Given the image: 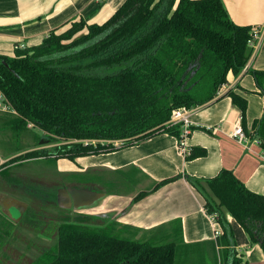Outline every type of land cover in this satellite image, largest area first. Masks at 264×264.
<instances>
[{"label":"trees","instance_id":"trees-1","mask_svg":"<svg viewBox=\"0 0 264 264\" xmlns=\"http://www.w3.org/2000/svg\"><path fill=\"white\" fill-rule=\"evenodd\" d=\"M252 40V27L233 23L222 0H124L101 23L71 20L38 45L0 54V92L15 112L0 111L3 127L13 135L31 124L50 140L64 142L6 164L46 153L73 161L162 133L179 143L181 126L170 122L172 112L216 100L228 72L237 76L247 64ZM249 72L264 95V71ZM223 95L238 105L243 118L246 100L230 90ZM251 134L264 151V113ZM205 154L190 147L184 157ZM184 177L221 227L214 240L185 243L180 221L136 237L138 228L79 213L62 219L55 247L30 264H241L225 213L264 253V195L227 169L211 178Z\"/></svg>","mask_w":264,"mask_h":264},{"label":"crops","instance_id":"crops-1","mask_svg":"<svg viewBox=\"0 0 264 264\" xmlns=\"http://www.w3.org/2000/svg\"><path fill=\"white\" fill-rule=\"evenodd\" d=\"M123 1L0 0V54L11 56L16 46L38 45L51 30H63L71 20L84 18L88 23H101ZM222 3L233 23L256 28L260 36L255 39L242 71L237 76L228 72L219 97L188 110L191 132L183 144L188 148H203L206 154L186 160L176 138L162 133L114 151L64 160L57 169L73 176L79 186V199L84 200L77 202L76 209L81 214L138 228L141 231L136 237L141 233L151 235V229L180 221L185 243L205 242L214 240L215 231L221 232V227L206 213L204 198L185 175L211 178L221 169L231 170L249 190L264 195V151L257 137L251 134L254 121L264 113V95L249 72L264 71V0H222ZM227 90L246 100L243 118L238 105L230 96L223 95ZM237 126L247 134V142H238L232 136ZM16 155L0 151V255L5 250L3 257L9 259L12 255L17 261L28 257L23 252H12L16 248H6L19 241L20 236L14 235V231L26 229L27 224L20 220L30 202L20 195L30 197L27 195L30 193L11 186L22 178L21 173L14 176L6 173L17 162L6 163ZM175 176L178 177L154 188L156 183ZM143 191L146 194L134 200ZM225 217L242 255L241 264H264L260 245L250 241L230 214L225 213ZM4 264L11 263L6 260Z\"/></svg>","mask_w":264,"mask_h":264},{"label":"rangeland","instance_id":"rangeland-1","mask_svg":"<svg viewBox=\"0 0 264 264\" xmlns=\"http://www.w3.org/2000/svg\"><path fill=\"white\" fill-rule=\"evenodd\" d=\"M1 114V113H0ZM1 116V115H0ZM2 119H0L1 121ZM28 131L20 130L18 133L12 135L10 129L3 127V124L0 122V151L4 153H8L9 155H20L24 154L25 151L31 150H46L49 148H54L63 144L60 138H56V140H50L47 137V133L40 130L37 127L28 125ZM66 143H71L68 141ZM120 144V143H119ZM45 154V153H43ZM18 155L12 157L15 158ZM46 155V156H45ZM44 156H22L18 160L12 162L16 163L13 169H9L6 173H9L11 176L14 174L21 173L23 176L19 182V185L15 186L12 183V188L18 189L20 191L24 190V192L31 191L34 195H37V191H43L47 193L54 194L56 187H44L42 184L52 185V183L58 179V175L56 174V170H58V164L61 162H66L64 160H68L67 158H58L55 160V156H51L49 154H45ZM11 158V159H12ZM29 158V159H28ZM59 160V161H58ZM16 183V182H15ZM39 183V184H38ZM33 189V190H30ZM35 189V190H34ZM28 195V194H27ZM53 198V195H50ZM79 196V195H78ZM24 199H27L30 203H33V199L31 200L29 197L25 195H20ZM84 200V199H82ZM81 199H79L80 203H82ZM37 202V201H34ZM74 205H77L74 204ZM46 224H40L39 226H26V229H21L18 231H14V235H19V241L13 242L6 249L16 248L18 253L22 252L28 258L25 260H14L11 257L8 259L7 257H3L4 253L0 255V264H4L7 260L8 263L11 264H30L32 260H34L41 252L51 250L55 247L56 244V229L57 223L52 222L51 218H59L63 215L69 216L70 214H79V211H69L63 208H60L52 201L46 204ZM13 214L17 215V211L15 209L12 210ZM60 216V217H59ZM100 218H103L100 216ZM105 219V218H103ZM121 224V223H120ZM3 232V231H2ZM25 238L24 241L22 239ZM13 239V238H12ZM14 240V239H13ZM1 249V248H0ZM1 253V251H0Z\"/></svg>","mask_w":264,"mask_h":264},{"label":"flooded vegetation","instance_id":"flooded-vegetation-1","mask_svg":"<svg viewBox=\"0 0 264 264\" xmlns=\"http://www.w3.org/2000/svg\"><path fill=\"white\" fill-rule=\"evenodd\" d=\"M29 159V158H28ZM56 174L58 175V179L55 180L52 185H46L42 184L44 187H56L54 194L45 193L43 191H37L38 194L34 195V193L31 191V193L28 191V194L30 199L37 201L33 203H29L27 205V208L25 211H23L21 215V222L26 223L28 226H39L40 224H46V204L49 202L55 203L60 208H63L65 210L74 211L76 209V204L79 201L80 192H79V186L76 185L74 182L73 176H70L68 174H64L56 170ZM23 179L19 178L18 182ZM12 182L13 185L17 186L21 182ZM39 184V183H38ZM33 190V189H30ZM35 190V189H34ZM53 195V198L52 196ZM79 195V196H78ZM44 205V206H43ZM81 214V213H80ZM76 215V214H73ZM70 214L69 216H73ZM60 217V216H59ZM67 215H63L59 218H51L52 222L55 221L57 223L56 226L62 221L63 218H66Z\"/></svg>","mask_w":264,"mask_h":264},{"label":"built area","instance_id":"built-area-1","mask_svg":"<svg viewBox=\"0 0 264 264\" xmlns=\"http://www.w3.org/2000/svg\"><path fill=\"white\" fill-rule=\"evenodd\" d=\"M252 34H253V40L251 42V45H252V48H253V45H255L254 44L255 39L258 38L260 36V34L258 33V30L256 28H252ZM17 47L18 46H16V48ZM0 111L1 112H13V113H15L14 110H12L10 108V106L6 103L5 98H4V96H3V94L1 92H0ZM187 113H188L187 109H181V108L175 109L172 112V115H171V118H170V122L171 123H174V124L178 123L181 126L182 139H181V141L179 143L177 142V145H178V148L180 149V151L182 152L183 155L189 153V148L184 146V144H183L184 139L190 134V122H189ZM29 125H31V124H29ZM232 136L238 142H242L243 143V142H247L248 141V136L244 132V130L242 129L241 126H237L235 128V130L233 131ZM119 143H121V141L113 142V144L116 145V146L119 145ZM211 216H212V218L214 220L216 219L215 215H211ZM219 233H220L219 230L215 231L216 236H218Z\"/></svg>","mask_w":264,"mask_h":264}]
</instances>
